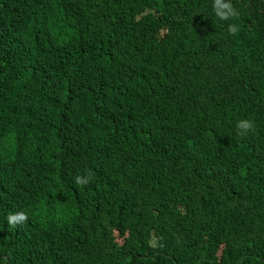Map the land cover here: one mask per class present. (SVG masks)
<instances>
[{"label":"trees","instance_id":"trees-1","mask_svg":"<svg viewBox=\"0 0 264 264\" xmlns=\"http://www.w3.org/2000/svg\"><path fill=\"white\" fill-rule=\"evenodd\" d=\"M231 3L0 0V264H264V0Z\"/></svg>","mask_w":264,"mask_h":264},{"label":"clouds","instance_id":"clouds-1","mask_svg":"<svg viewBox=\"0 0 264 264\" xmlns=\"http://www.w3.org/2000/svg\"><path fill=\"white\" fill-rule=\"evenodd\" d=\"M212 12L220 22L228 21L237 15L231 0H212ZM238 27L237 24H229V33H235L238 30ZM236 127L239 130V134L243 135L253 127V123L250 120H240L237 122ZM77 183H87V178H78ZM24 219V215L20 213L11 214L7 217L9 224L20 223Z\"/></svg>","mask_w":264,"mask_h":264}]
</instances>
